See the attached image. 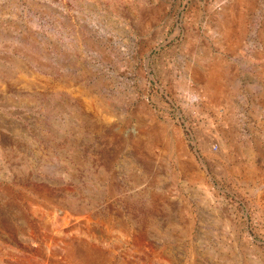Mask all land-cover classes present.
Instances as JSON below:
<instances>
[{"label":"rangeland","instance_id":"374dc122","mask_svg":"<svg viewBox=\"0 0 264 264\" xmlns=\"http://www.w3.org/2000/svg\"><path fill=\"white\" fill-rule=\"evenodd\" d=\"M0 264H264V0H0Z\"/></svg>","mask_w":264,"mask_h":264}]
</instances>
